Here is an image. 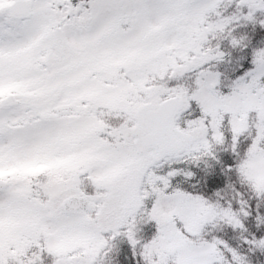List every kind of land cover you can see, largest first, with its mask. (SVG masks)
I'll list each match as a JSON object with an SVG mask.
<instances>
[{"label":"snow or ice","instance_id":"snow-or-ice-1","mask_svg":"<svg viewBox=\"0 0 264 264\" xmlns=\"http://www.w3.org/2000/svg\"><path fill=\"white\" fill-rule=\"evenodd\" d=\"M0 264H264V0H0Z\"/></svg>","mask_w":264,"mask_h":264}]
</instances>
